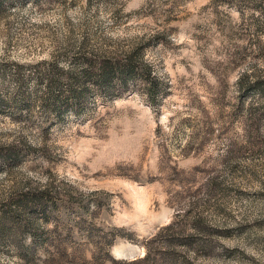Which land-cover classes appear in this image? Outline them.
Listing matches in <instances>:
<instances>
[{"label": "rangeland", "instance_id": "rangeland-1", "mask_svg": "<svg viewBox=\"0 0 264 264\" xmlns=\"http://www.w3.org/2000/svg\"><path fill=\"white\" fill-rule=\"evenodd\" d=\"M149 253L264 264V0H0V264Z\"/></svg>", "mask_w": 264, "mask_h": 264}, {"label": "trees", "instance_id": "trees-1", "mask_svg": "<svg viewBox=\"0 0 264 264\" xmlns=\"http://www.w3.org/2000/svg\"><path fill=\"white\" fill-rule=\"evenodd\" d=\"M102 76H103V73H102ZM173 227L172 225L168 226L167 229L168 231L171 233L168 237L170 238V241H172L174 237V235L176 234V232H173ZM119 231H123V229H120ZM103 241H101V243H104L105 245L107 244H113L115 242V235L110 232V233H103ZM101 249H103V247L101 246L100 247ZM107 253L108 255H110V251L108 252L107 250ZM173 253V251L170 250V255ZM152 254L149 253V254H145L143 257H136V258H133V259H122V260H115L113 259L112 257L111 258V263L112 264H158L157 260L155 259L154 256H151ZM100 262V261H99Z\"/></svg>", "mask_w": 264, "mask_h": 264}]
</instances>
